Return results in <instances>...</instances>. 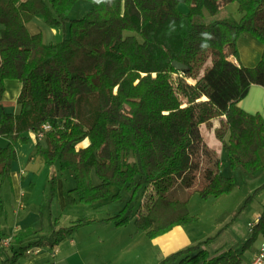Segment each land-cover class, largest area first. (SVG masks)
<instances>
[{"label":"trees","instance_id":"trees-1","mask_svg":"<svg viewBox=\"0 0 264 264\" xmlns=\"http://www.w3.org/2000/svg\"><path fill=\"white\" fill-rule=\"evenodd\" d=\"M77 1L0 0V102L7 79L22 84L19 112L0 114V136L9 141L0 146V189L11 180L16 143H27L30 133L49 124L36 153L44 163L71 171L76 184L65 192L68 205L117 201L124 192L130 197L115 215L81 216L66 227L54 223L50 234L12 250L3 264H18L29 249L55 247L96 223L127 226L136 215L137 228L153 239L197 222L188 209L193 193L208 199L235 187L233 177L221 174V158L202 132L215 119L231 168L252 174L264 168V117L239 105L253 85L264 87V51L252 67L233 60L245 33L264 45V0H88V12L71 19ZM233 2L240 17L219 18ZM38 14L51 25L68 23L69 36L45 43L41 33H30L27 25ZM174 61L187 69H176ZM57 180L53 174L51 202ZM261 191L264 182L243 209ZM221 231L159 264H243L247 247L264 236V210L241 249L210 257L206 247ZM38 233L29 228L1 236L0 248H6L5 238L20 241Z\"/></svg>","mask_w":264,"mask_h":264},{"label":"rangeland","instance_id":"rangeland-1","mask_svg":"<svg viewBox=\"0 0 264 264\" xmlns=\"http://www.w3.org/2000/svg\"><path fill=\"white\" fill-rule=\"evenodd\" d=\"M45 1L49 2V0ZM91 7L92 3L90 1L79 0L73 5L68 16L71 19L81 18ZM180 9L183 12H187L188 5L182 3ZM230 13L237 18L240 17L241 14L238 11L237 2L226 5L220 12L219 17H223V14L227 16ZM207 16L211 15L207 12L206 17ZM205 20H207V18ZM27 26L30 33H41L45 43H58L69 36L68 23L60 26L48 24L43 14L36 15ZM188 82L194 83L195 79L190 77L188 78ZM222 118L225 119V116ZM220 125V119H215L211 125H203L202 132L206 143L210 148L214 149L221 158V174L223 176L233 177L235 187L231 193L221 195L220 197L203 199L197 192L191 195L188 209L190 213L197 216L199 220L195 223L187 224L184 229L192 241L177 245L171 250V253L190 246L191 244L194 245L204 241L209 237L216 236L221 230V234L218 238L206 247L210 257L219 255L229 249H241L244 242L252 236L251 224L256 223L255 218L257 213L261 212L262 214L264 210V191L256 194L255 197L250 200L248 206L243 209L247 198L264 182V168L256 174L248 173L244 167H237L236 169L231 168L228 153L223 148L222 142L216 136L215 129L219 128ZM34 134L33 144H35L30 147V154L26 161L22 158L20 163L16 162L17 169L20 170L23 162L27 165L25 172L29 174L31 171L30 166L32 164V161H30L31 154H34L35 157H37V161L42 164V168L40 170L38 169L35 173L39 177L37 179L36 187L33 190L30 189L31 193L29 187L22 185L20 190L25 191V194L20 196L19 200L16 198L17 193L15 194L16 191L12 187L10 179L2 185L0 196L4 202V212L0 214V222L4 225V232H17L18 229H24L29 226L31 227L30 229L39 231L40 233L43 231L48 233L49 231H52V225L54 223L58 226L66 227L81 216L102 218L108 215H115L124 207L130 197V194L127 192H124L121 200L113 201L110 197L107 198L106 200H108V203L104 208V204L94 207L82 203L77 205H68L66 201L64 203L61 197V186L59 181L62 180L64 182L63 194H65L66 191L75 186V179L73 178L71 171H61L59 165L50 166L40 159L36 153V144L37 142L45 143V140L44 138H38L37 133ZM28 142L23 143L18 141L16 143L18 152H21L22 154V148L28 149L29 146H31ZM27 174L25 175L27 176ZM53 174L57 175L58 180L56 185V197L55 199H52L53 201L51 202L50 179ZM31 175H33V171ZM92 178L95 183L99 182L94 172ZM117 190V188H112L113 193L117 192ZM141 195H143V193ZM239 211V215L236 216L235 213ZM135 218L136 215L130 222L129 230L131 231H134L137 228L135 225ZM73 236L75 237V234ZM261 237L263 236H259L247 247L244 253L245 256H248L255 250V248L261 246L263 241ZM144 248L147 249L146 252L151 251V255L146 257V260L143 261L144 264H159L155 259L156 252L152 251V249H148V247ZM162 259L164 258L161 256L160 261Z\"/></svg>","mask_w":264,"mask_h":264},{"label":"crops","instance_id":"crops-1","mask_svg":"<svg viewBox=\"0 0 264 264\" xmlns=\"http://www.w3.org/2000/svg\"><path fill=\"white\" fill-rule=\"evenodd\" d=\"M227 16L223 14V17H219L218 15L219 18H224ZM210 19H212V16H207L206 21H209ZM238 49L239 56L237 59L233 58V60L237 64L252 67L261 60L264 51V45L252 34L245 33L241 35L238 40ZM5 87L6 90L3 95V99L0 102V114L3 109H5L6 112L18 113L20 108L17 103V98L20 94L22 84L18 80L7 79L5 82ZM9 102L13 103L9 104ZM239 105L248 112H258L264 117V87L261 85H253L247 97L244 98L239 103ZM33 136H35V134L30 133V139L28 143H30L31 146H29L28 149L21 147L22 154L21 152H18L16 147L18 154V159L16 162L20 163L22 158H24L25 161L28 158V155L30 154L29 149H31L30 147L35 144H33ZM8 143L9 141L6 138L0 136V146L5 147ZM30 161H32V164L30 166L31 171L29 174L25 172L27 165L23 162L21 164L20 170L17 169L16 162L13 166L11 183L12 187L16 191L15 194L17 193L16 198L18 200L20 199V196L25 194V191L20 190L22 185L29 187V190H33L36 187L39 176L35 173L38 171V169L40 170L42 168V164L37 161V157H35L34 154H31ZM32 171L33 175H31ZM25 174H27V176ZM59 184L61 186L60 192L62 201L65 203V194H63L64 182L60 180ZM0 190H2V187ZM106 199L97 201L91 204V206L97 207L104 204V208L108 203V200ZM260 215L261 212L257 213L255 218L256 222L258 221ZM129 227L130 224L127 226H116L114 223L92 224L81 228L75 233V237L72 236L54 248L39 247V251L27 253L25 256L20 258L18 264H144L143 261L146 260V257L151 255V251L146 252L147 249L144 247H148V249L155 251V259L157 262H160V257L162 256V258H165L171 254V250L177 245L192 241L184 229L186 226H176L169 232L153 239H150L146 235L145 231L138 228H136L134 231H131L129 230ZM3 228L4 225L0 222V238L1 236H14L20 231H25L31 227L28 226L24 229H18L17 232L12 233L4 232ZM43 232H39L37 235L24 238L20 241H15L13 237L5 238L4 240L10 239L11 243L4 249L0 248V264L4 263L12 250H17L21 245H25L38 239L40 236L51 233L50 231V233H45V231ZM261 238L263 243L264 236ZM260 247L261 246H259V248H255V250L252 251L248 256H245L244 254L243 264H252L255 256L260 250Z\"/></svg>","mask_w":264,"mask_h":264},{"label":"built area","instance_id":"built-area-1","mask_svg":"<svg viewBox=\"0 0 264 264\" xmlns=\"http://www.w3.org/2000/svg\"><path fill=\"white\" fill-rule=\"evenodd\" d=\"M49 129H50V125L44 124L42 126V130L38 133V137L43 138L45 132L48 131ZM253 227H254V223L251 224V228H253ZM9 244H10V239L4 240V242H3L4 247L8 246ZM34 251H39V247L29 249L27 253H32ZM252 264H264V242L261 244L260 250H259L258 254L255 256Z\"/></svg>","mask_w":264,"mask_h":264},{"label":"water","instance_id":"water-1","mask_svg":"<svg viewBox=\"0 0 264 264\" xmlns=\"http://www.w3.org/2000/svg\"><path fill=\"white\" fill-rule=\"evenodd\" d=\"M173 64H174V67L178 70H186L187 69V65L180 63L178 61H174Z\"/></svg>","mask_w":264,"mask_h":264},{"label":"clouds","instance_id":"clouds-1","mask_svg":"<svg viewBox=\"0 0 264 264\" xmlns=\"http://www.w3.org/2000/svg\"><path fill=\"white\" fill-rule=\"evenodd\" d=\"M96 2H97V3H101V2H103V0H96Z\"/></svg>","mask_w":264,"mask_h":264},{"label":"bare ground","instance_id":"bare-ground-1","mask_svg":"<svg viewBox=\"0 0 264 264\" xmlns=\"http://www.w3.org/2000/svg\"><path fill=\"white\" fill-rule=\"evenodd\" d=\"M205 98H206V97H203V99H205ZM12 103H13V102H11V103L9 102V104H12Z\"/></svg>","mask_w":264,"mask_h":264}]
</instances>
